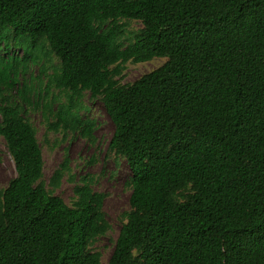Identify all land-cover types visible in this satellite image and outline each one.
Here are the masks:
<instances>
[{
    "label": "trees",
    "instance_id": "16d2710c",
    "mask_svg": "<svg viewBox=\"0 0 264 264\" xmlns=\"http://www.w3.org/2000/svg\"><path fill=\"white\" fill-rule=\"evenodd\" d=\"M122 21L141 28L129 38ZM1 46L0 139L16 176L0 188V264H101L89 246L109 229L93 180L71 206L53 194L74 183L67 156L42 181L18 88L31 67L62 96L49 132L93 141L86 94L113 126L106 153L124 159L130 194L107 264H264V0H0ZM158 58L119 85L126 64Z\"/></svg>",
    "mask_w": 264,
    "mask_h": 264
},
{
    "label": "rangeland",
    "instance_id": "374dc122",
    "mask_svg": "<svg viewBox=\"0 0 264 264\" xmlns=\"http://www.w3.org/2000/svg\"><path fill=\"white\" fill-rule=\"evenodd\" d=\"M121 23L125 25V34L129 38H132L141 28L139 22L122 21ZM15 52L19 57L23 54L19 50ZM164 60L158 58L144 64H126L123 67L121 78L118 80L119 85L133 83L144 74L162 66ZM52 63L56 65L55 60ZM50 66L49 62L45 64L47 70H50ZM42 81L43 76L40 75L38 68L31 67L26 75L21 77L18 86L19 89L27 87L24 97L28 98L29 105L22 107L26 111L25 119L35 129L40 146L43 160L42 181L48 183L53 172L67 156L74 183L69 182L65 176L53 194L71 206L72 188L75 184H81L80 179L82 178L93 180L92 190L104 194L102 212L109 229L105 235L97 238L89 246V250L100 255L101 264H107L119 230L125 222L124 214L129 210L130 189L125 186V182L130 177V171L124 159L115 158L112 154L106 153L113 126L100 101L89 99L88 94L84 95L81 100L85 109V113L81 117L93 123L91 130L93 141H88L78 133L62 134L47 130V124L54 121L51 115L54 113L56 105L61 102L62 96L56 91L46 94ZM14 96L15 92L8 97L9 102L13 101ZM5 97L7 96L5 95ZM20 97L23 96H19L18 99ZM15 101L22 105L20 99ZM15 176L13 160L4 140L0 139V188H5Z\"/></svg>",
    "mask_w": 264,
    "mask_h": 264
}]
</instances>
